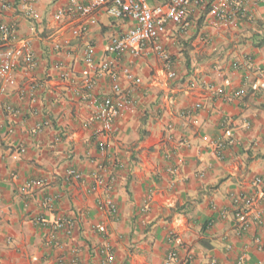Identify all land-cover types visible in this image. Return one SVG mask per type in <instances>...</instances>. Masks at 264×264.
I'll use <instances>...</instances> for the list:
<instances>
[{"label": "crops", "instance_id": "crops-1", "mask_svg": "<svg viewBox=\"0 0 264 264\" xmlns=\"http://www.w3.org/2000/svg\"><path fill=\"white\" fill-rule=\"evenodd\" d=\"M29 1L0 2V28H12L0 49L30 46L0 97V264H102L104 247L114 264H163L170 251L178 256L171 264H235L241 252L244 264H264V197L254 207L260 221L246 232L230 200L264 181V0L250 19L217 30L189 6L187 33L170 28L163 37L173 79L153 55L125 58L141 80L134 87L120 77L136 108L115 121L104 152L89 99L111 95L110 78L91 73L82 57L88 45L106 59L109 40L128 24L102 15L80 34L78 20H53L67 0H31L37 20L19 7ZM101 167L110 191L91 189ZM71 169L85 182L68 177ZM108 198L116 215L101 205ZM60 220L75 227L51 243Z\"/></svg>", "mask_w": 264, "mask_h": 264}, {"label": "built area", "instance_id": "built-area-1", "mask_svg": "<svg viewBox=\"0 0 264 264\" xmlns=\"http://www.w3.org/2000/svg\"><path fill=\"white\" fill-rule=\"evenodd\" d=\"M151 0H67L59 7L53 15V20L59 22L65 17L78 20L80 34L89 30L90 21L99 16L105 15L116 21L124 22L127 25L124 32L112 37L106 47L107 58L98 62L94 52L88 48L83 53V63L91 73L108 74L111 83V95L100 100L90 98L93 106L92 122L94 124V136L97 140L98 149L106 151L109 139L115 134V121L125 114L131 113L136 108V102L132 100L127 92L120 86V77L137 87L141 80L134 75L131 68L123 63L125 58L130 62L147 58L151 55L158 58L165 64L168 79H173L172 55L165 48L163 37L170 28L179 30L181 34L187 33L191 27L187 17L189 6L202 9L206 12L205 23L212 29L234 28L244 18H251L248 15L261 0H163L154 6H149ZM158 1V0H156ZM2 8L7 4L0 0ZM20 9L26 17L37 20L38 14L31 7V0L21 4ZM12 36V28L4 26L0 28V38L6 39ZM29 42L24 41L19 49H0V97L6 93L7 88L13 83V71L18 64L19 57L25 51L30 58ZM236 66V65H235ZM35 67V62H30V68ZM62 79H67L69 74L63 70L62 65H56ZM241 96V94H240ZM200 108V104L194 106ZM188 114V112H185ZM219 150L220 144L216 146ZM23 151V150H20ZM106 170L101 167L98 174L91 176L93 188H104L112 190V181L106 175ZM67 176L78 182H85L82 174L75 170H68ZM35 184V182H31ZM37 185V184H35ZM252 186L255 191L252 193L244 190H236L230 193L231 205L233 207L232 219L240 224L241 230L248 231L251 221H260L258 214L254 212L257 202L264 197V181L256 179ZM103 209L108 210L112 215L118 213L116 205L110 198L102 202ZM213 209V208H212ZM220 219L228 217L226 211H221ZM42 226L46 227L44 219H39ZM75 223L68 220H60L51 225L50 242H55L59 234L70 236ZM100 255L104 257L102 264H114V257L109 248H102ZM246 254L241 252L235 264H244ZM178 260L177 253H167L163 264H171ZM185 262H188L185 260ZM72 264H76L73 262Z\"/></svg>", "mask_w": 264, "mask_h": 264}, {"label": "trees", "instance_id": "trees-1", "mask_svg": "<svg viewBox=\"0 0 264 264\" xmlns=\"http://www.w3.org/2000/svg\"><path fill=\"white\" fill-rule=\"evenodd\" d=\"M205 14H206V12H205ZM88 47H89V46L87 45V48H86V49H88ZM256 179H258V177H257V178H255V179L253 180V182H254ZM253 182H252V183H253Z\"/></svg>", "mask_w": 264, "mask_h": 264}]
</instances>
